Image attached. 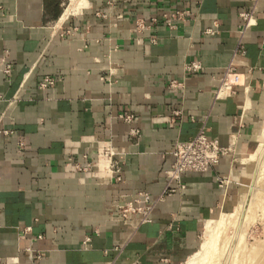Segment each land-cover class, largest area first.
<instances>
[{"label":"crops","instance_id":"crops-1","mask_svg":"<svg viewBox=\"0 0 264 264\" xmlns=\"http://www.w3.org/2000/svg\"><path fill=\"white\" fill-rule=\"evenodd\" d=\"M82 1L63 18L71 0H0V260L183 264L247 180L264 113V0ZM231 62L240 83L218 97ZM46 77L55 83L41 88ZM201 129L227 154L155 203L176 144ZM106 148L121 180L96 166ZM126 201L151 209L124 219L114 203Z\"/></svg>","mask_w":264,"mask_h":264},{"label":"built area","instance_id":"built-area-1","mask_svg":"<svg viewBox=\"0 0 264 264\" xmlns=\"http://www.w3.org/2000/svg\"><path fill=\"white\" fill-rule=\"evenodd\" d=\"M241 18L243 20V30L252 25L253 16L251 13L243 12L241 13ZM241 54L244 53L240 49ZM200 64L197 62H192L186 65L185 69L187 72H197L200 69ZM2 71L5 74H9L11 71V66L4 63ZM240 74L235 70L233 62L226 68V71L222 78L220 79V86L216 93V96H229L234 93L233 87L239 85ZM55 80L50 77H46L41 83L40 87L45 88L47 86L54 85ZM175 83H172L174 85ZM123 119L127 122H131L133 117L131 115L123 116ZM131 134L138 136L139 132L132 129ZM228 149L222 147L217 140L209 139L205 132L201 129L192 139L181 141L176 144L173 151L174 161L170 168L165 171L167 184L163 190L161 196L158 200L162 201L165 196L181 191L185 188L184 184L181 182V176L186 172H206L209 171L214 166L218 165L220 158L227 154ZM117 153L111 149L106 148L99 154V159L96 163L98 169L103 167L107 172L115 176V179L121 180L122 163L116 158ZM221 185H225L226 181L220 180ZM145 202H149V197L146 193L139 194ZM138 202V200H136ZM114 206L122 216L126 219L129 214H140L142 212L147 213L150 211L151 206H138L135 205L133 201H126L124 203H114ZM146 220V216L143 217V221ZM0 264H6V261H1Z\"/></svg>","mask_w":264,"mask_h":264},{"label":"bare ground","instance_id":"bare-ground-1","mask_svg":"<svg viewBox=\"0 0 264 264\" xmlns=\"http://www.w3.org/2000/svg\"><path fill=\"white\" fill-rule=\"evenodd\" d=\"M83 5L84 2L82 0L79 1L71 0V3L68 6H66V9L63 13V18L75 14ZM253 139L255 142L256 141L259 142L260 146H264V131L260 130L253 137ZM257 151H260V149L259 150L257 149ZM259 153L260 152H258V154ZM254 154L250 153L248 157H245L243 159L244 162L245 163L251 161L254 162V160L256 162L257 159L255 158L258 157V155L256 154L257 156L254 157ZM255 173L256 172L249 173L251 182L247 185L246 189L240 193L239 203L234 207L233 213L225 214L222 212L219 214L217 219L211 220L208 223L206 222L207 224L204 229L206 232L205 240H203L200 243L199 249L194 254H192L183 264H239L241 258L247 254L248 249L247 250L244 249L246 246L244 247L245 243L243 242L244 234L246 233V226H247L246 223L249 220V218H251V216L255 214V213L253 214L252 212H254L253 210L254 205L257 203V201L258 204H261L259 199H257L258 196L259 197L261 196L260 195L261 186L257 187V184L259 182L258 180L259 176L257 180L255 179L256 177L254 178L256 184L254 185L252 184L253 174L256 176ZM228 227H232L234 229L232 230L235 231L233 239L231 240L229 238L226 239L225 236L221 235L222 233L221 231L225 229L227 231ZM254 254L256 253L254 252ZM248 256L249 255L247 254V257Z\"/></svg>","mask_w":264,"mask_h":264},{"label":"rangeland","instance_id":"rangeland-1","mask_svg":"<svg viewBox=\"0 0 264 264\" xmlns=\"http://www.w3.org/2000/svg\"><path fill=\"white\" fill-rule=\"evenodd\" d=\"M260 130L264 131V113L261 117V127L259 128V131ZM262 147L264 148V146H260L259 142H257V141L251 142L249 144V151L248 152H251L253 154L255 153L254 157L257 155L259 157V158L258 157L255 158L259 161L256 160V162H255V160H254V162H252V161L248 162L249 164H248L247 168H248L249 173L256 172L255 173L256 176L253 174V178H252V184L253 185L256 184L255 179L257 180V178L259 176V178H258L259 182L257 184V187L261 186V189L259 188L260 192H261V194H260L261 196L260 197L258 196L257 199H259L261 204H258V201H257V203H256L257 205L256 204L254 205V209H253L254 212H252L253 214L255 213L254 215L252 214L255 218L253 216H251V218H249V220L246 223V225H247L246 226V233L244 232L245 234H244L243 242L245 243L244 247L246 246L244 249L245 250L248 249L247 254L249 256L247 257V254H246L244 257H242L241 261H239V264H240V262H241V264H264V168H263L264 167V158H263L264 157V149ZM257 149L258 150L260 149V151H257ZM261 151H262V153H261ZM258 152H260V153L258 154ZM249 173L247 175V180L245 181V186L243 187V189H241V192L243 190H245L247 185L251 182V180H250L251 178H250ZM254 181H255V183H254ZM239 199H240V195H239ZM239 199H238V202L236 203V205L239 203ZM233 211H234V208L231 209V211H226L223 213L231 214V213H233ZM218 216H219V214L212 220L217 219ZM228 228H227V231H226V229L221 231L223 234L221 232L220 233H221V235L225 236L226 239L229 238L231 240V239H233L235 231H233L234 229L232 227H228ZM205 235H206V232H205V230H203V232L201 234V238H200V243L203 240H205ZM253 248H254V250H253ZM254 252L256 254H254ZM256 255H257V257H256ZM244 259H245V261H244Z\"/></svg>","mask_w":264,"mask_h":264}]
</instances>
